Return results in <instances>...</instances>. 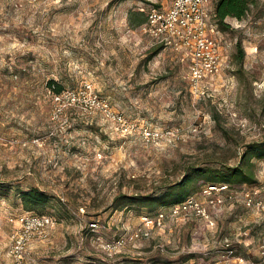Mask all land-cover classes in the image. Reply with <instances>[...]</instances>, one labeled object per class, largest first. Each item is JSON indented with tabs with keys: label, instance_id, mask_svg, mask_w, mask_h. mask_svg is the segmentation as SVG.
<instances>
[{
	"label": "rangeland",
	"instance_id": "374dc122",
	"mask_svg": "<svg viewBox=\"0 0 264 264\" xmlns=\"http://www.w3.org/2000/svg\"><path fill=\"white\" fill-rule=\"evenodd\" d=\"M161 1L0 0V264H11L15 218L27 211L17 192L28 187L48 194L31 211L54 224L29 242L24 264H226L228 248L256 256L264 210L241 197L253 189L264 201V157L250 159L252 184L208 197L197 179L187 198L205 216L125 200L154 198L187 169L232 165L248 143L264 142V0L225 18L223 59L204 92L190 90L173 51L153 53L128 24L130 10ZM49 79L83 92L81 102L59 104ZM89 94L121 114V131L88 109ZM158 212L163 220L143 235L111 251L100 245Z\"/></svg>",
	"mask_w": 264,
	"mask_h": 264
},
{
	"label": "built area",
	"instance_id": "2783aa9c",
	"mask_svg": "<svg viewBox=\"0 0 264 264\" xmlns=\"http://www.w3.org/2000/svg\"><path fill=\"white\" fill-rule=\"evenodd\" d=\"M214 0H163L151 4L144 10L145 20L138 25L139 32L145 36L147 48L160 46L173 51L178 59L187 67V78L190 90L204 92L206 82L218 73L223 54L221 50V30H219L214 15ZM83 92L73 89L61 90L52 94L59 104L76 105L81 102ZM88 109L98 108L107 117L116 130L121 131L126 121L121 114L111 110L107 104L95 94H89ZM127 127V124H126ZM128 128V127H127ZM126 128V129H127ZM129 129V128H128ZM146 136L151 135L150 130L144 128ZM231 185L226 183L207 184L202 188L203 195H218V192L229 190ZM241 189V187H240ZM244 190V189H242ZM241 200L248 208L264 210V201L256 196V191H243ZM233 197L231 192H226L223 199ZM210 202H221L219 196L211 198ZM189 207L198 216H205L202 204L195 199L186 198L184 201L171 205L173 213ZM15 220L18 225L12 235L7 254L11 264H24L27 245L34 237L44 236L46 230L53 226L51 215L26 211L20 213ZM163 220V213L158 212L154 217L144 215L141 218V227L130 232L128 237L119 236L110 240H101L100 245L105 250H113L123 246L125 242L144 234V229H151ZM90 227L97 226V222H90ZM143 227V228H142ZM92 228V229H93ZM226 264H264V225L257 238V254L248 258L242 254H233L232 249H226Z\"/></svg>",
	"mask_w": 264,
	"mask_h": 264
},
{
	"label": "trees",
	"instance_id": "16d2710c",
	"mask_svg": "<svg viewBox=\"0 0 264 264\" xmlns=\"http://www.w3.org/2000/svg\"><path fill=\"white\" fill-rule=\"evenodd\" d=\"M254 3L255 0H215L214 15L219 30L224 31L228 28L229 24L225 21L226 17L240 20ZM144 20L145 14L142 10H130L127 14V21L131 27L140 25ZM148 49L153 50V53H155L160 49V46H153ZM46 86L52 94H57L63 89V86L53 79L47 80ZM252 156L264 157V142L248 143L236 163L232 165L219 162L218 167L197 166L187 169L179 181L168 186L154 198L144 196L142 199L130 197L125 198V200H137L148 204L160 203L161 206L174 205L184 201L197 189L200 190V184L196 185L195 182L201 177L204 179L201 181L203 185L213 183H226L231 186L237 183L252 184L256 181L252 170L253 163L250 160ZM17 193L23 208L27 211L42 207L48 201V194L37 187L20 189Z\"/></svg>",
	"mask_w": 264,
	"mask_h": 264
}]
</instances>
